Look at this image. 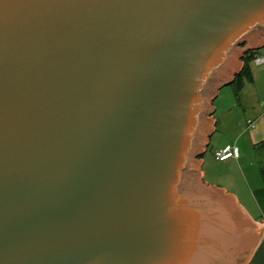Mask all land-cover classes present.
<instances>
[{
    "label": "water",
    "instance_id": "water-1",
    "mask_svg": "<svg viewBox=\"0 0 264 264\" xmlns=\"http://www.w3.org/2000/svg\"><path fill=\"white\" fill-rule=\"evenodd\" d=\"M263 45L264 0H0V264H246L200 156Z\"/></svg>",
    "mask_w": 264,
    "mask_h": 264
},
{
    "label": "rangeland",
    "instance_id": "rangeland-1",
    "mask_svg": "<svg viewBox=\"0 0 264 264\" xmlns=\"http://www.w3.org/2000/svg\"><path fill=\"white\" fill-rule=\"evenodd\" d=\"M259 53L264 57V47L260 49ZM251 68L253 69V71L251 70L252 77L253 72L255 75V83L245 82L246 87L241 95V90L238 91L236 85L233 83L223 86L219 92L217 91L216 98L213 101V106L216 109L214 117L217 131L211 136L210 144L201 156L203 160L201 168L205 183L217 186H232L240 189V191L246 190L258 208L257 202L264 204L263 200L259 198V193L256 192L262 186V179L256 164L255 151L249 140V132L247 131V121L250 119L248 118L250 116L246 115L244 118L242 102L243 98H247L249 103H256V96H252L251 94L255 87L260 92V96L257 99H264V78L261 75L260 69L256 67V60L251 63ZM251 120L254 119L251 118ZM228 140L231 141V146H237L242 155V158L238 162L235 161L238 163L237 170H231L228 165H225L224 162L221 163L214 156L215 150L219 149L218 146ZM237 140H239L238 144Z\"/></svg>",
    "mask_w": 264,
    "mask_h": 264
},
{
    "label": "crops",
    "instance_id": "crops-1",
    "mask_svg": "<svg viewBox=\"0 0 264 264\" xmlns=\"http://www.w3.org/2000/svg\"><path fill=\"white\" fill-rule=\"evenodd\" d=\"M263 47H264V45L261 48H263ZM261 48H259L257 50V55H256V59L255 60H256V67L258 69H260L261 75L264 78V57H262L260 55V53H259ZM240 60H241V58H240ZM251 63H250V67H251ZM242 66H243V62H242ZM251 70L253 71L252 68H251ZM252 71H251V73H252ZM234 73L235 72H233V77L236 76V75H234ZM253 77H254V80L252 82H246V83H255L256 79H255L254 72H253ZM233 82H231L230 84H232ZM246 83L244 82V84H243V86L241 88V91H240V95H241V93H243V90L246 87L245 86ZM220 90H221V88H220ZM218 92H219V90H218ZM259 93L260 92H259L258 88H256V87L253 89V92H251L252 96L253 95L256 96V98H255L256 103L255 104L249 103L247 98H243V102H242V109H243V112H244L243 113L244 118H245L246 115H248V116H250V117H248V118H250L248 120H251V118H252L255 121L254 127L247 128V131L249 132V134H248L249 135V140H250V142H251V144L253 146L255 144L261 142V141H264V106L262 105V102L264 101V99L263 100L262 99L261 100L257 99L260 96ZM212 106H213V104H212ZM213 108H214V110L211 111L210 114H208L207 119L215 121L214 122V131L208 133L209 141L206 143V146L204 148V152L206 151L207 146L210 144L211 136L217 131L216 120H215V117H214V112H215L216 109H215L214 106H213ZM238 142H239V140H237V144H238ZM230 143H231V141L228 140L224 144H222V145L220 144L218 146V148L221 150V149H224L226 147H230L231 146ZM234 146L237 148L236 145H234ZM219 149H217V150H219ZM237 152H238V157L237 158H230L228 160L220 161V162L221 163L224 162V164L228 165L231 168V170H237L238 163H236V162H238V160L240 158H242V155L240 154V151H239L238 148H237ZM201 156H200V160H202ZM201 167H202V162H201ZM203 176H204V174L202 172L201 173L202 182H204ZM205 184L207 186H209V187L210 186H214V187H216L219 190H224L223 191L224 194L230 195L233 198H235L236 201L238 202L239 206H240V209H241L242 213L248 219H250L252 221L262 220L264 222V220H263L264 219V215H263L264 204H261V203L257 202V206H258V208H257L255 206L254 200L252 198H250V195L247 194L246 190L240 191V189H236V188H234L232 186L228 187L226 185H223V186L220 185V186H222V187H220V186H217V185H214V184H209V183H205ZM260 189L261 188L256 190V192H258L259 194H260ZM246 264H264V233H263V235H262V237H261V239H260L255 251L252 253L250 258L246 261Z\"/></svg>",
    "mask_w": 264,
    "mask_h": 264
},
{
    "label": "trees",
    "instance_id": "trees-1",
    "mask_svg": "<svg viewBox=\"0 0 264 264\" xmlns=\"http://www.w3.org/2000/svg\"><path fill=\"white\" fill-rule=\"evenodd\" d=\"M257 50H249L242 57L243 66L234 79V84L237 90H241L244 82H252V73L250 63L256 59ZM256 157V164L262 179V187L260 189L259 198L264 201V141H261L253 146ZM261 207V206H260ZM264 215V212H263Z\"/></svg>",
    "mask_w": 264,
    "mask_h": 264
},
{
    "label": "built area",
    "instance_id": "built-area-1",
    "mask_svg": "<svg viewBox=\"0 0 264 264\" xmlns=\"http://www.w3.org/2000/svg\"><path fill=\"white\" fill-rule=\"evenodd\" d=\"M262 105L264 106V101L262 102ZM254 125H255L254 120H248L247 121V127L248 128H252V127H254ZM214 156L219 161H225V160H228L230 158H237L238 157L237 148L233 145V146L221 149V150L220 149L215 150Z\"/></svg>",
    "mask_w": 264,
    "mask_h": 264
}]
</instances>
